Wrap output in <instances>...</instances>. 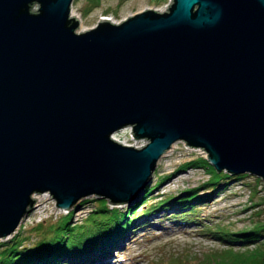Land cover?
<instances>
[{
    "label": "water",
    "instance_id": "1",
    "mask_svg": "<svg viewBox=\"0 0 264 264\" xmlns=\"http://www.w3.org/2000/svg\"><path fill=\"white\" fill-rule=\"evenodd\" d=\"M74 0H0V237L50 192L131 202L179 141L264 180V0H173L80 31ZM132 129L138 149L114 135Z\"/></svg>",
    "mask_w": 264,
    "mask_h": 264
},
{
    "label": "rangeland",
    "instance_id": "2",
    "mask_svg": "<svg viewBox=\"0 0 264 264\" xmlns=\"http://www.w3.org/2000/svg\"><path fill=\"white\" fill-rule=\"evenodd\" d=\"M172 1L74 0L72 14L89 30L103 17L118 23L148 9L165 11ZM115 135L125 146L146 145L133 139L131 128ZM48 194L14 234L0 237V264H170L186 258L197 259L186 264H207L206 256L220 251L253 253L263 245L251 241L260 232L264 243V180L217 171L204 150L184 141L160 158L151 181L127 204L93 196L64 212ZM52 253L62 255L58 263L45 258Z\"/></svg>",
    "mask_w": 264,
    "mask_h": 264
},
{
    "label": "trees",
    "instance_id": "3",
    "mask_svg": "<svg viewBox=\"0 0 264 264\" xmlns=\"http://www.w3.org/2000/svg\"><path fill=\"white\" fill-rule=\"evenodd\" d=\"M222 230H224V229H221L219 231H222ZM70 233H71L70 231L65 229L64 234H66V235L68 234L70 237H72L73 234H70ZM260 234L262 235V232H260ZM261 235H259L258 238L251 239V241L257 243L258 245H259V243L264 245V243L262 241H260ZM82 243L77 244V245H82ZM246 245H250V244L247 242ZM263 245L257 247L255 249V251H252L253 253H251V251H249V252L247 251V253H244V252L241 253L240 252V254H238V253L232 254L231 252L227 253V251H220L218 254L214 253V255H208V256H206L207 264H230L231 262H234V264H241V262L244 260V258L248 257L250 254L251 255L255 254V257H252L249 261H247V264H264V246ZM230 246H232V243H228V247H230ZM81 248L83 249V247H81ZM62 249H64V248H62ZM74 251L75 250H73V251L71 250V251H69V253L66 251L65 254L73 255ZM61 257H62V255H60L59 253H52L45 258L47 260H55L53 262L58 263V262H56V261H58L56 259L61 258ZM177 259H179V258H177ZM194 259H196V258L179 259V260H176L174 262L172 261L170 264H186L187 262L190 263L191 262L190 260L193 261ZM219 261H221V262H219Z\"/></svg>",
    "mask_w": 264,
    "mask_h": 264
},
{
    "label": "bare ground",
    "instance_id": "4",
    "mask_svg": "<svg viewBox=\"0 0 264 264\" xmlns=\"http://www.w3.org/2000/svg\"><path fill=\"white\" fill-rule=\"evenodd\" d=\"M74 17H76L79 21H80V31H84V30H86V28H85V26H84V22H83V18H82V16L81 15H75V14H72ZM102 19H106V17H103ZM132 130V129H131ZM114 137V139L116 140V141H120L119 139H118V137L115 135V136H113ZM121 142V141H120ZM49 194H48V192H45V193H42V194H39V195H36V199H38V200H41V199H44V197H49L48 196ZM82 253H83V251H82ZM82 262V261H81ZM101 264H111V262L109 261V262H107V263H105V262H100ZM83 264V263H82Z\"/></svg>",
    "mask_w": 264,
    "mask_h": 264
}]
</instances>
